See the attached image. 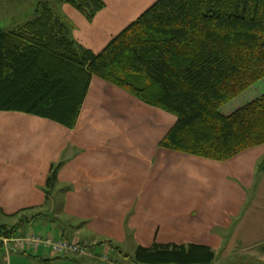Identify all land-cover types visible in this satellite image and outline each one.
Wrapping results in <instances>:
<instances>
[{
  "label": "crops",
  "instance_id": "crops-1",
  "mask_svg": "<svg viewBox=\"0 0 264 264\" xmlns=\"http://www.w3.org/2000/svg\"><path fill=\"white\" fill-rule=\"evenodd\" d=\"M157 1L104 0L105 8L92 20L64 3L62 17L75 45L98 55ZM176 122L96 77L71 129L0 111V211L14 216L41 209L47 179L58 167L56 183L67 186L66 203L53 212L78 225L67 233L71 241L89 245L88 239L72 237L83 232L97 235L95 242L125 240L130 232L139 247L200 245L214 252L211 264H264V212H256V204L246 209L264 145L227 162L161 148ZM224 233L230 241L218 254ZM0 251V264H76L50 262L55 257L48 248L24 256ZM237 254L242 257L234 258Z\"/></svg>",
  "mask_w": 264,
  "mask_h": 264
},
{
  "label": "trees",
  "instance_id": "trees-1",
  "mask_svg": "<svg viewBox=\"0 0 264 264\" xmlns=\"http://www.w3.org/2000/svg\"><path fill=\"white\" fill-rule=\"evenodd\" d=\"M56 2L72 5L89 20L105 8L104 0ZM34 15L16 29H0V111L46 118L71 129L96 77L177 118L161 148L227 162L264 145V93L250 95L264 81V0H159L98 55L75 45L64 17L48 2ZM55 180L53 170L46 186L50 191ZM18 215L0 213V250L32 255L3 240L27 235L24 225L39 218L12 225L1 220ZM73 229L71 224L59 228L58 239L71 241L67 233ZM77 245L79 251L49 261L83 264L84 252L92 254L88 244ZM134 260L211 264L215 254L200 245L154 244L138 247Z\"/></svg>",
  "mask_w": 264,
  "mask_h": 264
},
{
  "label": "rangeland",
  "instance_id": "rangeland-1",
  "mask_svg": "<svg viewBox=\"0 0 264 264\" xmlns=\"http://www.w3.org/2000/svg\"><path fill=\"white\" fill-rule=\"evenodd\" d=\"M45 2H48L51 6V8L55 11V13L60 16H64L62 13V4L59 2H56V0H0V29H3L5 31H11L13 29H16L18 27V23L22 19V21H28L32 20L35 15L32 13L33 9L37 8L39 5L44 4ZM26 17V18H25ZM21 25V24H19ZM264 93V81L258 83L252 92H250V95H262ZM234 103V101H233ZM232 105V102L227 105L226 107H229ZM56 171V176L58 177L59 168L54 169ZM49 178L47 179L48 183ZM56 182V180H55ZM55 185V183H54ZM67 186L63 183H56L55 188L52 187L51 189L55 190V193L52 192L53 196H50V200H46L43 204V207L40 208H32V211L30 208L24 209L19 212V215L16 218H10V217H1V220L3 223L12 225L16 224L21 219H31L33 216H39L35 220H32L27 225H24L25 227L22 228L23 233L27 234L25 235H31L36 234L41 236L42 238H53L54 240L58 239L59 235V228H65L69 224H71V228H77L78 225L73 222L69 221L68 217L65 216L62 213H57L58 210H62V208L65 206L64 201V192ZM46 191L50 192V188H46ZM249 192V202L247 203V208H250L253 210V205H257V207L254 209L256 212H264V158L260 161V165L256 172V178H255V184L254 187ZM57 193V196H54ZM54 208H56L57 212H53ZM0 213L3 214V212L0 211ZM57 213V216H56ZM57 217L60 220V222L57 221ZM35 230V232L31 230ZM37 230V231H36ZM71 230V229H70ZM28 231H30L28 233ZM47 232H52L54 236H57V238H54L52 234ZM72 236V235H70ZM231 236V234H230ZM72 237H79L82 239H88L89 246L87 248V251L89 254H92L90 256L87 255V252H84L86 255L84 258H82L83 264H140L137 263L134 258L137 252V249L139 246H137V243L133 240V234L130 232H127L125 236V240H111L113 244L111 246L106 245H100V242H103L106 238H99L98 242H95L93 239L97 238V235L93 234L92 232H83L81 236L73 235ZM224 240H223V246L221 250L218 252L220 254L221 252L226 251L227 245L229 244V237L227 233L223 234ZM33 240H36L35 238ZM64 241V240H62ZM69 244L77 245V241H68ZM42 248H48L44 245L39 246L38 248L34 247L32 248L34 253L40 252ZM30 250V251H32ZM29 251V252H30ZM217 252V251H216ZM54 251L52 252V255H56ZM2 256V253L0 251V257ZM24 256V255H19ZM129 256V257H125ZM241 255H238L234 258H241ZM251 256H246V260H250ZM72 263H76L75 261H71ZM3 264V263H1ZM8 264V263H7Z\"/></svg>",
  "mask_w": 264,
  "mask_h": 264
},
{
  "label": "built area",
  "instance_id": "built-area-1",
  "mask_svg": "<svg viewBox=\"0 0 264 264\" xmlns=\"http://www.w3.org/2000/svg\"><path fill=\"white\" fill-rule=\"evenodd\" d=\"M34 238L36 240H33ZM3 240L6 243V245L13 246V248L17 250L30 251L34 247L38 248L39 246L44 245L48 248H51L52 251H54L57 254L64 253V252L79 251L78 245L74 246L72 244H69L65 240L62 241L61 239L54 240L53 238H50V237L42 238L41 236L36 235V234H31L26 237H19V238H12V239L3 238Z\"/></svg>",
  "mask_w": 264,
  "mask_h": 264
},
{
  "label": "bare ground",
  "instance_id": "bare-ground-1",
  "mask_svg": "<svg viewBox=\"0 0 264 264\" xmlns=\"http://www.w3.org/2000/svg\"><path fill=\"white\" fill-rule=\"evenodd\" d=\"M44 251V250H43Z\"/></svg>",
  "mask_w": 264,
  "mask_h": 264
}]
</instances>
